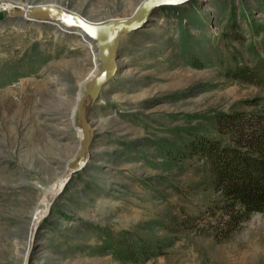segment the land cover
<instances>
[{"label":"rangeland","instance_id":"obj_1","mask_svg":"<svg viewBox=\"0 0 264 264\" xmlns=\"http://www.w3.org/2000/svg\"><path fill=\"white\" fill-rule=\"evenodd\" d=\"M140 1L0 0V264H264V214L225 241L175 228L178 206L211 196L195 170L166 162L186 130L264 100L226 74L264 61V0L162 3L122 33L115 72L83 101L88 150L77 106L101 68L95 43L15 11L61 4L99 22ZM122 237L162 241V253L135 261Z\"/></svg>","mask_w":264,"mask_h":264},{"label":"trees","instance_id":"obj_2","mask_svg":"<svg viewBox=\"0 0 264 264\" xmlns=\"http://www.w3.org/2000/svg\"><path fill=\"white\" fill-rule=\"evenodd\" d=\"M226 74L264 91L262 59L251 66L237 65ZM246 105L247 110L212 114L203 125L186 130L179 145L166 151V162L195 170L203 191L211 196L193 211L177 207L173 223L178 231L225 241L253 214H264V100L254 98ZM119 245V251L125 248L135 261L141 255L148 259L162 253V241L156 239L122 237Z\"/></svg>","mask_w":264,"mask_h":264},{"label":"water","instance_id":"obj_3","mask_svg":"<svg viewBox=\"0 0 264 264\" xmlns=\"http://www.w3.org/2000/svg\"><path fill=\"white\" fill-rule=\"evenodd\" d=\"M179 1L180 0H177V2H169V0H143L130 17L111 18L102 22H90L68 9L46 4L37 5L28 10V13L32 16L53 21L54 23H58L62 27H66L68 29L78 30L96 44L102 67L89 82V85L86 88L84 95L79 100L77 106L80 118L85 126V138L83 143L86 150H88L89 143V133H87L89 126L85 121V114L83 115L82 112V102L84 101L86 95L90 93L92 87L94 89L93 93L96 94L101 85L105 83L115 72L117 67L116 58L120 35L122 33H129L142 26L151 10L156 6L162 3L174 4ZM81 155H83V152ZM83 161L84 160L82 159L77 161L72 166L71 170L78 169ZM71 174L72 171H68L66 176L62 179L61 184H64Z\"/></svg>","mask_w":264,"mask_h":264},{"label":"bare ground","instance_id":"obj_4","mask_svg":"<svg viewBox=\"0 0 264 264\" xmlns=\"http://www.w3.org/2000/svg\"><path fill=\"white\" fill-rule=\"evenodd\" d=\"M143 0H141L140 2H139V4L138 5H140L141 4V2H142ZM42 5V4H41ZM44 5V4H43ZM52 6H56V7H61V8H63V9H68V10H70V11H72L73 13H75V14H77L78 16H81L83 19H85V20H87V21H90V22H93V20H94V17H92V16H90V15H88V14H86L85 13V11L83 10V9H81L80 7L79 8H74V9H69V8H67V6H64V5H61L60 4V6H57V5H52ZM29 10H30V8H29ZM16 12H22L23 14H25V13H27V11H28V8L26 7L25 9H23V10H15ZM32 16V15H31ZM106 18H113V17H106ZM106 20H108V19H106ZM102 21H105V20H102ZM102 21H99V22H102ZM85 38H87L88 40H89V38L88 37H85ZM91 41V40H90ZM88 48L90 49V51H92V55H93V60H94V62L95 63H99V61L97 60L98 58H99V52L96 50V49H94L95 48V44H94V46L92 45V44H89V46H88ZM100 59V58H99ZM101 63V62H100ZM102 67V66H101ZM101 69V68H100ZM99 71H98V69L96 68L95 70H93L90 74V76H89V79L91 80L97 73H98ZM94 74V76L92 77V75ZM93 87H92V89H91V91H90V95H94V93H93ZM89 95V96H90ZM81 99V98H80ZM79 99V100H80ZM84 102H82V106H81V108H82V112L83 111H86V109H87V106H86V103L85 104H83ZM83 115H84V113H83ZM83 135V134H82ZM72 166V165H71ZM70 169H71V167H70ZM69 169V170H70ZM67 173V172H66ZM52 196V195H51ZM48 199H49V197H47V199L46 200H44V204L41 206V209L39 210V211H42L43 209H44V211H45V209L47 208V201H48ZM41 215H37L36 216V218H39ZM31 238V233H30V235H29V238H28V240H27V242H29V239Z\"/></svg>","mask_w":264,"mask_h":264},{"label":"snow or ice","instance_id":"obj_5","mask_svg":"<svg viewBox=\"0 0 264 264\" xmlns=\"http://www.w3.org/2000/svg\"><path fill=\"white\" fill-rule=\"evenodd\" d=\"M169 2H177V0H169Z\"/></svg>","mask_w":264,"mask_h":264}]
</instances>
